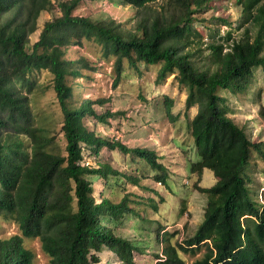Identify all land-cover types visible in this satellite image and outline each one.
<instances>
[{
  "label": "trees",
  "instance_id": "obj_1",
  "mask_svg": "<svg viewBox=\"0 0 264 264\" xmlns=\"http://www.w3.org/2000/svg\"><path fill=\"white\" fill-rule=\"evenodd\" d=\"M55 1L58 15L43 23L30 45L38 17L53 9L52 1L0 0V217L15 223L21 234L0 239V264H33L22 236L38 238L49 264H96V253L102 249L112 251L119 264H137L133 251H142L116 235L109 223L120 224L124 215L135 213L130 194L123 189L118 202L93 194L95 177L107 183L110 174H122L107 165L83 163L82 152L84 147L96 153L106 146L132 154L156 171L154 178L160 184L166 182L167 168L155 149L102 138L84 124L86 117L104 123L113 113L97 111L95 104L102 99L83 98L76 106L70 102L72 88L65 76L80 72L63 54L82 39L102 43L105 52L114 56V84L121 78L124 61L159 62L157 81L173 75L187 91L186 108L197 107L185 131L199 158L191 163L190 173L196 177L195 190L206 198L202 220L180 242L170 241L176 231L164 230L156 264H186L179 252L201 249L192 264H264V205L251 196L246 174L253 152L264 158V142L251 138L228 114L221 94L223 90L242 93L254 69L264 73V0H235L240 33L232 34L229 28L220 34L217 28L207 34L204 46L191 34L196 31V12L209 0H121L136 9L131 26L74 14L85 0ZM42 69L53 75L64 153L22 93L25 87L32 89V74ZM171 102L166 100L165 111L174 120ZM258 115L264 122V105ZM204 169L214 176L209 187L200 184ZM130 180L136 184L135 178ZM183 211L184 206L180 214Z\"/></svg>",
  "mask_w": 264,
  "mask_h": 264
},
{
  "label": "rangeland",
  "instance_id": "obj_2",
  "mask_svg": "<svg viewBox=\"0 0 264 264\" xmlns=\"http://www.w3.org/2000/svg\"><path fill=\"white\" fill-rule=\"evenodd\" d=\"M53 9L43 11L37 19V29L29 36L31 45L39 37V32L46 20L58 15L56 1L51 0ZM74 14L90 16L95 20H114L125 26H131L136 20V9L121 0H85L74 10ZM231 22L226 25L222 20ZM240 8L235 0H209L195 14L191 34L195 41L204 43L207 34L219 28L223 34L229 28L232 34H239ZM197 44L194 43L193 46ZM63 57L74 61L80 75L67 74L66 84L72 88L70 102L76 106L83 98L102 99L95 104L98 112L109 110L113 116L107 117L104 123L91 117L83 119L86 127L102 138L117 139L123 144L134 147L155 149L160 161L166 166L168 176L165 183L157 181L156 171L143 160L132 154H124L118 150H110L106 146L94 153L84 147L82 162L94 167L107 165L122 175L108 176V182L101 178L93 180V194L96 199L108 197L118 202L126 190L135 213L124 215L122 223L110 220L116 235L129 239L142 251H133L137 264H156V253L161 252L160 236L164 230L177 233L170 241H181L191 235L202 220L206 198L195 190L196 177L190 173V165L199 158L194 153L191 140L185 131V125L197 110L196 106L186 108V89L167 76L157 81L161 64H148L137 61L130 65L124 61L121 78L115 81L114 56L106 53L103 44L94 39H82L81 43H73L64 50ZM32 89H22L32 113L41 119L43 127L55 138L59 149L64 153L65 140L61 131L62 113L59 109L53 89V75L42 69L32 74ZM221 94L226 99L228 114L250 135L251 138L264 142V122L258 111L264 105V73L254 69L250 84L246 91L233 95L230 90ZM166 100H172L170 111L175 118L170 119L165 111ZM40 116V117H39ZM181 130V131H180ZM264 158L253 152L246 167L250 182L251 196L264 205ZM123 174L128 176L125 179ZM136 179V184L130 180ZM214 183L213 173L204 169L200 184L209 187ZM124 187V188H123ZM184 202V203H183ZM152 206L156 207V210ZM184 206L183 213L180 208ZM13 234H20L17 225L0 217V239ZM23 237V245L33 254V264H49V256L41 250L38 238ZM202 250L195 253L179 252L186 264L201 256ZM99 261L96 264L116 262L117 257L109 249L96 253Z\"/></svg>",
  "mask_w": 264,
  "mask_h": 264
}]
</instances>
